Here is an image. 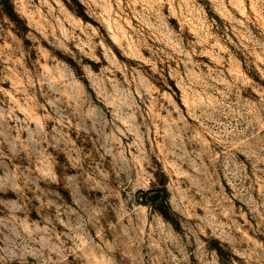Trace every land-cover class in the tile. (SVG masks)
Returning <instances> with one entry per match:
<instances>
[{
    "label": "rangeland",
    "instance_id": "374dc122",
    "mask_svg": "<svg viewBox=\"0 0 264 264\" xmlns=\"http://www.w3.org/2000/svg\"><path fill=\"white\" fill-rule=\"evenodd\" d=\"M5 1L0 264H264V0Z\"/></svg>",
    "mask_w": 264,
    "mask_h": 264
},
{
    "label": "trees",
    "instance_id": "16d2710c",
    "mask_svg": "<svg viewBox=\"0 0 264 264\" xmlns=\"http://www.w3.org/2000/svg\"><path fill=\"white\" fill-rule=\"evenodd\" d=\"M77 4V11L79 12V15L83 18V19H87L86 14L83 11V8L81 6V4L76 1ZM5 13L11 17V18H15V13L13 11V7L12 4L9 0L5 1L4 3V9ZM142 196L144 199L151 197V199L155 201L158 200V198H161V204L157 207V210L159 211V213L168 221H170L171 223H173V225L177 228L178 227V223L177 221H175L171 215L168 212V201H167V189L164 185V183L162 182V186L160 188H155V189H151L148 190L147 192H142Z\"/></svg>",
    "mask_w": 264,
    "mask_h": 264
}]
</instances>
